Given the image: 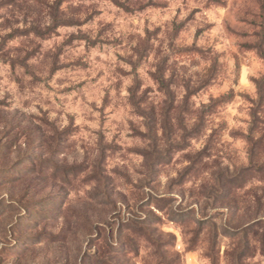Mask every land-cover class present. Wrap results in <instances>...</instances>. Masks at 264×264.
<instances>
[{
    "label": "clouds",
    "instance_id": "obj_1",
    "mask_svg": "<svg viewBox=\"0 0 264 264\" xmlns=\"http://www.w3.org/2000/svg\"><path fill=\"white\" fill-rule=\"evenodd\" d=\"M0 264H264V0H0Z\"/></svg>",
    "mask_w": 264,
    "mask_h": 264
}]
</instances>
